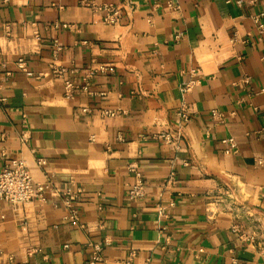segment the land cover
Returning <instances> with one entry per match:
<instances>
[{
  "label": "crops",
  "instance_id": "0c3cea01",
  "mask_svg": "<svg viewBox=\"0 0 264 264\" xmlns=\"http://www.w3.org/2000/svg\"><path fill=\"white\" fill-rule=\"evenodd\" d=\"M133 2L107 24L79 0H0V170L23 158L55 190L0 199L1 264H90L96 242V264H264V0ZM54 63L80 83L93 65L114 71L68 98ZM69 188L87 228L66 218Z\"/></svg>",
  "mask_w": 264,
  "mask_h": 264
},
{
  "label": "built area",
  "instance_id": "2783aa9c",
  "mask_svg": "<svg viewBox=\"0 0 264 264\" xmlns=\"http://www.w3.org/2000/svg\"><path fill=\"white\" fill-rule=\"evenodd\" d=\"M231 1V0H228ZM79 3L83 6L90 7L95 11L101 12L103 14V21L107 24H115L118 23L123 15L124 9L134 10V2L133 0H124L122 5L114 4L112 2H104L100 3L96 0H79ZM158 3L164 4L167 8L176 10L179 9L180 6L177 4L176 0H158ZM264 14L260 13L254 17L257 26L261 32H264ZM151 20V19H148ZM56 26H59L58 23H55ZM63 27H71L68 23H63ZM36 38H40V35H36ZM54 48H53V56L55 59H58L61 51L63 50V46L59 43L57 39L54 40ZM18 66L26 70V61L24 58H19ZM75 70V69H74ZM69 71V68L62 64H53L52 73L64 80L65 85V96L70 98L76 93L82 91L91 93L90 85L91 80L98 72H113L114 67L108 64H96L88 69L86 74L84 75L82 82H75L71 78H67L66 75ZM193 82L188 83L185 86V90H189L192 86ZM87 111V108L83 109ZM124 111L121 109H105L102 111L104 115L114 116L119 113H123ZM180 115L184 118V120L188 119V115L185 112H181ZM157 137L162 139L166 143H174L179 139V135L172 133V131H162L157 134ZM224 142L227 143L226 152H236L238 149L237 140L234 137H229L228 139H224ZM37 163L41 166H44L47 163V160L39 156L37 157ZM53 190V186L50 181H36L27 166L26 161L23 158L13 157L10 158L3 168L0 170V199L10 201V202H27L34 199L46 200L47 193ZM146 194V185L144 181L140 178V175L137 174V180L135 183L131 185L128 191V197L130 200H138L145 197ZM81 191H75L71 188L63 191L61 193V197L68 208V213L66 218L71 221L74 225H77L81 228H87V225L83 223L80 219L79 208L77 202L80 200ZM174 205V202L171 203ZM158 211L160 216L165 219L168 217L167 207L160 204L158 206ZM251 240L254 236L250 237ZM108 242V239H106ZM94 247V255L90 261V264H96L99 260L102 259V244L99 242L91 243ZM3 253V249L0 247V255ZM14 256L10 255L8 261L3 264H13ZM1 264V263H0Z\"/></svg>",
  "mask_w": 264,
  "mask_h": 264
}]
</instances>
